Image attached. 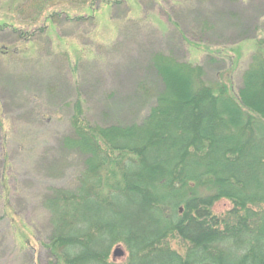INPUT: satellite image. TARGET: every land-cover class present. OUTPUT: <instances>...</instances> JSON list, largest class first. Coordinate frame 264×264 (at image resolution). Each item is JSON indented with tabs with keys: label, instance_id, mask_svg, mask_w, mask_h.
<instances>
[{
	"label": "trees",
	"instance_id": "1",
	"mask_svg": "<svg viewBox=\"0 0 264 264\" xmlns=\"http://www.w3.org/2000/svg\"><path fill=\"white\" fill-rule=\"evenodd\" d=\"M57 1L66 0H0V68L5 67L0 78L15 63L23 77L13 85L10 75L13 88H34L71 108L57 144L33 160L39 165L43 159L63 175L75 169L70 186L53 184L39 194L49 230L42 242L46 257L31 251L12 259L17 264H264V1L136 0L143 15L129 19L128 0H91L87 7L83 0L87 12L56 10L42 17L46 2ZM101 5L109 7L111 18L128 20L95 60L72 62L67 79L56 72L67 66L58 68L47 51L40 55L35 40L88 21L95 26ZM152 13L161 29L147 24ZM41 18L34 29L21 25ZM17 42L30 46L35 59L18 62L20 49L9 51ZM245 42L255 48L236 80L240 58H227L223 50ZM195 49L204 50L203 62L189 59ZM108 80L111 89L94 92L92 100L89 95L92 102L85 98L84 90ZM94 109L96 119L90 118ZM0 130L7 148L1 119ZM6 167L2 184L9 197ZM222 200L232 208L218 214ZM2 209L1 223L10 216L7 210L22 219L11 197ZM174 237L183 241L184 253L171 246ZM116 245L128 252L122 262L117 258L126 252L115 257Z\"/></svg>",
	"mask_w": 264,
	"mask_h": 264
},
{
	"label": "rangeland",
	"instance_id": "2",
	"mask_svg": "<svg viewBox=\"0 0 264 264\" xmlns=\"http://www.w3.org/2000/svg\"><path fill=\"white\" fill-rule=\"evenodd\" d=\"M86 1L85 6L87 7L89 5L88 2L91 0ZM94 1L95 3L98 2L96 0ZM256 1H258V4H261L264 0ZM81 2L83 0H66L63 4H60L59 1L56 3L46 2L47 7L45 6L41 16L45 17L50 11L56 10L58 12L65 11L71 15L87 12V9L84 8L85 6ZM128 8L131 10L129 19H139L143 15V10L137 5L136 0H128ZM0 10H3V5ZM99 10L93 21L95 22V26H92V23L88 21L79 26H72V28L63 27L64 32L57 31L58 33H56L50 31V34L41 36V40H39L40 38L35 40V43L39 42L38 52L42 51L40 55L47 51L49 54H52L49 60L54 61L56 65L58 64V68H62L61 66L63 64L67 66V69L66 67L64 68L65 70L56 69V72L62 75L66 74L67 79L71 76L68 73L69 69L73 66L72 62L75 63L77 60V62L81 61L82 64H88L92 58L95 60L98 54L104 51L106 45L116 40L121 26L128 20H124L123 23L121 21L123 20L122 17L116 19H113L114 17L111 18L109 7L101 5ZM2 14L3 12L0 11V16ZM122 15L123 12L121 13ZM10 16H14L13 10ZM149 17L150 19L147 21V24L149 26L152 25L154 29H161L162 23L159 21L158 15L152 13ZM42 20L41 18L40 23L35 24L33 21L22 20L21 25L28 29H34L37 24L41 25ZM262 24H264V19L262 20ZM65 33L67 35L70 33L71 36L67 37ZM157 35L161 34L157 33ZM262 35L263 32L260 33V36ZM15 46L20 49V51H16L17 55L15 57L18 62H27L35 59L36 55L33 53L32 48L30 46L26 47L24 42H17L16 45L9 48V51L11 52L13 48L17 50L18 48ZM254 48L253 42H245L235 49L228 48L226 51L223 50L227 58L231 57L234 61L240 58V63H238V67L233 72L236 80H239L241 75L240 71L248 65L250 54ZM191 53L189 56L191 61L203 62L205 57L203 49H195ZM61 63L63 64L61 65ZM7 66L11 71H9V74L4 75V78H0V119L10 141L7 143V148H4L2 145V137L5 133L0 130V215L4 213V209H2L4 202L10 200L11 197L12 204L16 208V211L20 212L22 219H19V214L15 216L7 210L10 216L7 219L5 218L6 220L4 222H0V262L2 264H17V261L13 260L12 257L13 255L19 256L20 253L18 252L30 253L31 251H35L39 252L42 258L46 257L47 250L42 246V242L48 236L49 230L46 217L43 215L45 211L42 208L39 194L41 192L46 193L48 186L53 184L70 186L73 183L72 175L74 173L72 171L74 172L75 169L72 168L71 170L69 168L65 170V175H63L64 172L61 173L60 169L52 170V167H48L47 163L44 164L43 159L39 160V165L36 160H33V156L41 153L44 147H52L57 144L58 137L56 134L58 132H64L66 129L67 122L65 120V114L70 113L71 108L67 109L62 102H59V99L55 102L50 100L47 94L37 92L34 88H13L11 83L13 85L20 84L19 75L22 76V72L17 70L15 63ZM233 69L234 66L228 69V71ZM4 70L5 67L0 68V73H4ZM17 72L19 73L17 74ZM11 74L13 75L10 78ZM9 78L11 83H8ZM64 82L61 84L64 85ZM111 84V80H108L104 84L105 86L96 84L92 87V90H84V96L86 99L88 98V101H91L94 92H106L112 88L110 87ZM64 88L65 85L63 86ZM89 95L91 100H89ZM53 97L55 98L56 95ZM91 108H93L92 104ZM97 113L95 109L91 110L90 118L96 119ZM40 147L41 149H39ZM6 158L8 160L7 167L5 166ZM4 167L9 170L5 178L8 179L9 185H11V188L9 187V197L8 191L4 190L2 184ZM231 208L232 204L229 201L222 200L216 205L215 211L218 214H223ZM11 217H14L16 221ZM170 243L174 249L184 253V243L180 238L174 237ZM117 246L119 245L114 246L113 253ZM22 247L25 248L21 249ZM122 248L125 250L126 256L117 258L119 262L124 261L128 256V252L123 245Z\"/></svg>",
	"mask_w": 264,
	"mask_h": 264
},
{
	"label": "water",
	"instance_id": "3",
	"mask_svg": "<svg viewBox=\"0 0 264 264\" xmlns=\"http://www.w3.org/2000/svg\"><path fill=\"white\" fill-rule=\"evenodd\" d=\"M125 251L123 250V248L121 246H117L116 249L114 250V256L115 257H121L124 256Z\"/></svg>",
	"mask_w": 264,
	"mask_h": 264
}]
</instances>
